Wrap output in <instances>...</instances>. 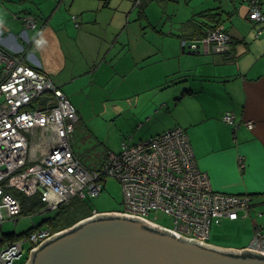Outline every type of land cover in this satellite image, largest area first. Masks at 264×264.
<instances>
[{
	"label": "built area",
	"instance_id": "built-area-1",
	"mask_svg": "<svg viewBox=\"0 0 264 264\" xmlns=\"http://www.w3.org/2000/svg\"><path fill=\"white\" fill-rule=\"evenodd\" d=\"M248 1L249 20L264 24V11L257 0ZM21 21L25 30L36 26L30 15L22 16ZM260 34L258 30L256 37ZM232 41L221 24L204 37L186 42L209 53L230 46ZM78 121L77 108L48 73L29 63L22 53H11L0 45V226L22 213L13 191L29 198L38 195L46 210L56 211L75 197H99L109 178L122 187V209L95 212L90 218L104 213L123 216L211 247L213 225L249 216V196L213 190L207 174L197 166L183 128L135 144L123 142L120 153L109 152L104 163L93 170L85 167L73 150ZM221 121L236 126L237 116L225 112ZM243 124L249 130L255 128L253 121ZM159 212L171 218L172 226L151 218ZM61 232L53 233L49 227L35 229L7 243L0 248V264H29L31 253ZM237 251L264 255V229L256 228L249 246Z\"/></svg>",
	"mask_w": 264,
	"mask_h": 264
},
{
	"label": "crops",
	"instance_id": "crops-1",
	"mask_svg": "<svg viewBox=\"0 0 264 264\" xmlns=\"http://www.w3.org/2000/svg\"><path fill=\"white\" fill-rule=\"evenodd\" d=\"M15 1L9 0L10 3L0 6V45L3 48L11 53H22L29 63L48 73L68 97L66 90L71 83H77L82 74L88 76L83 79H89L90 83L92 77L98 80L99 75L91 71V64L94 61L95 65L101 53L95 55L91 50L92 40L87 34H81L88 26H83L86 17L74 14L72 23H69L67 18H58L56 13L60 6L50 14L49 6L52 4L53 7L56 0ZM109 1H105L102 8L107 7ZM243 2L248 3L249 15L250 2ZM257 2L264 11V0ZM19 14L32 16L36 26L25 30ZM102 20L108 21L110 28L125 36L122 44L126 51L124 56L129 57L132 66L145 70V90L128 97L125 94L132 122H140V127H144L155 119L148 137L137 143L176 127L183 128L189 137L197 166L207 174L213 190L251 198L249 216L223 222H230L229 227L243 229L239 230V245H218L209 240L211 248L235 252L246 248L254 237L255 229H264V214L259 212L262 217H258L257 213L258 207H264L263 56L254 54L252 49L246 50L247 47L239 51L243 44H237L239 42L236 41L240 40L228 32L225 24V31L234 41L230 45L232 50L218 54L211 49L204 55L201 49L200 54L183 53V40L179 35L173 38L160 34L161 41L153 42L145 35L140 21L134 24L131 17L125 21L115 14ZM251 23L259 27L260 36H264V24ZM85 50L89 61L85 68L79 69V58L82 63L87 59ZM83 86L84 83L80 85ZM148 92H151L148 100L141 103L143 93ZM225 112L236 114V126L221 121ZM245 121H253L255 128L247 129L243 124ZM125 140L133 142V137ZM74 153L78 156L75 150ZM3 225L0 226L1 238L4 236ZM18 239L3 238L0 248Z\"/></svg>",
	"mask_w": 264,
	"mask_h": 264
},
{
	"label": "rangeland",
	"instance_id": "rangeland-1",
	"mask_svg": "<svg viewBox=\"0 0 264 264\" xmlns=\"http://www.w3.org/2000/svg\"><path fill=\"white\" fill-rule=\"evenodd\" d=\"M105 1L107 0H56L53 7L52 4L49 6L50 14L60 6L56 13L58 18H67L69 23H72L71 17L74 14L86 17L83 26H88L81 34H87V37L92 40L90 41L91 50H94L95 55L98 52L101 53L95 65L94 61L91 64L93 67L91 71L93 73L96 71L95 75H99L98 80L92 77L93 81L91 80L90 83L89 79H83L88 76L82 74L77 83H71L68 89L64 86L67 89L68 98L80 111L78 112L79 121L75 124L73 149L81 163L93 170L98 169L104 163L108 151L120 153L123 142H127L125 139L129 136L133 137V142H127L129 144H135L140 139L148 137L155 121L154 119L144 127H140V122H132V112L126 107L128 101L125 100V94L133 96L132 93H142L145 90L143 81L145 70H141L140 66H132L129 57L124 56L126 51L122 44L124 45L125 36H121L119 30L114 31L110 28L109 22L102 20L104 17L109 18L116 14V17H123L125 21L131 17L134 24L140 21L143 31H146L145 35L153 42H160L161 35L178 38L177 35L183 34V23L194 14L214 9L223 13L222 19L228 32L240 40L236 41L239 42L237 44L239 46L243 44L239 47V51L247 47L246 50L252 49L254 54L263 56L264 59V52L261 53L264 49V36L256 37L259 27L247 19L249 11L247 2L240 0H150L143 15L140 13L138 0H110L109 5L102 8L105 6ZM143 1L144 4L145 0ZM15 2L19 3V0ZM7 3H10L9 0H0V6ZM97 18L98 21H96ZM85 51L87 59L82 63L79 58V69L85 68L89 61L87 50ZM202 54H206L204 50ZM83 83L84 86L80 87ZM115 88L118 89L115 90ZM150 94L151 92L143 93L141 103L147 101ZM122 201L123 191L120 183L114 178H109L99 197L90 199L87 203L75 197L56 211L42 209L36 212H22L17 218H13V222L12 219L5 222L2 232L6 235L21 234L45 220L74 219L81 217L90 209L92 212L121 211ZM259 212L264 214V207H258L257 213ZM101 215H109V213ZM151 218L163 226H172L171 218L163 212L153 214ZM14 219L18 221L14 222ZM223 222L212 226L210 242L218 245H239L241 228H232L228 226L230 222Z\"/></svg>",
	"mask_w": 264,
	"mask_h": 264
},
{
	"label": "water",
	"instance_id": "water-1",
	"mask_svg": "<svg viewBox=\"0 0 264 264\" xmlns=\"http://www.w3.org/2000/svg\"><path fill=\"white\" fill-rule=\"evenodd\" d=\"M200 48V45H186L183 41V53L200 54ZM231 50V46L213 48L218 54ZM112 217L121 223L114 225L109 221ZM84 222L94 226L78 237L67 233L79 224L63 230L34 250L29 264H264V255L222 251L187 242L123 216L100 215L81 223ZM144 227L153 229L156 234L142 235L136 231Z\"/></svg>",
	"mask_w": 264,
	"mask_h": 264
},
{
	"label": "trees",
	"instance_id": "trees-1",
	"mask_svg": "<svg viewBox=\"0 0 264 264\" xmlns=\"http://www.w3.org/2000/svg\"><path fill=\"white\" fill-rule=\"evenodd\" d=\"M149 1L150 0H145V3L143 4V2H144L143 0H138V4L140 5V8H141L140 13H142V14L145 13V8L149 4ZM240 1L243 2L244 0H240ZM220 13L221 12L212 9V10L202 11L200 13L194 14L189 20H187L185 23H183V28H182L183 34L179 35V37L183 41L193 40L196 38L204 37L210 29L215 28L221 24H224L223 19H222V15H220ZM23 15L19 14V16L18 15H16V16H18V18H20V20H21V17ZM140 16H141V14L139 15V17ZM13 193H14V195H16L19 198V200L21 202V207H22L23 213L24 212H26V213L27 212L28 213L29 212H36V211H40L42 209H45V204H44V202H42L41 198L38 195H35L34 197L29 198L26 195L19 193L18 191H13ZM78 198L81 199L84 203H87V201H90V198H80V197H78ZM94 213H95V211L92 212V209H90L89 211L82 214L81 217L74 218V219L64 220L61 218H59V219L57 218V219L53 220V218H51L48 221L47 220L43 221L39 225V227L49 226V228L51 229V231L53 233H58V232L63 231V230L71 229L75 225L79 224L76 227H74L73 230H69V232L67 233L72 237H78V236L84 235L91 227L94 226V224H87L85 222H84V224L81 223L83 220L90 218ZM109 221L112 222L114 225L121 223L119 220H116L114 217H112ZM36 228L37 227L34 226L33 228H31V229H29L26 232L21 233V234H16V233L15 234L12 233L11 235L4 234V236H2V238H23V237L28 236ZM134 231H135V229H134ZM136 231H139L138 233H140L142 235H144V234H151V235L156 234V233H154L153 229H150L148 227H144L141 230H136ZM67 234H65V236ZM63 236H61V237L63 238ZM48 245H45V246H48Z\"/></svg>",
	"mask_w": 264,
	"mask_h": 264
},
{
	"label": "flooded vegetation",
	"instance_id": "flooded-vegetation-1",
	"mask_svg": "<svg viewBox=\"0 0 264 264\" xmlns=\"http://www.w3.org/2000/svg\"><path fill=\"white\" fill-rule=\"evenodd\" d=\"M31 228H33V227H31ZM37 229V228H36Z\"/></svg>",
	"mask_w": 264,
	"mask_h": 264
}]
</instances>
